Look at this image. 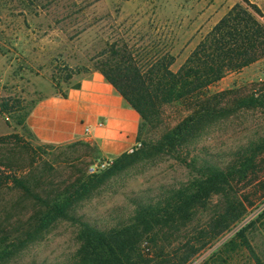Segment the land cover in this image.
Here are the masks:
<instances>
[{
    "label": "rangeland",
    "instance_id": "1",
    "mask_svg": "<svg viewBox=\"0 0 264 264\" xmlns=\"http://www.w3.org/2000/svg\"><path fill=\"white\" fill-rule=\"evenodd\" d=\"M238 2L0 0V102L11 107L0 115V178H17L31 192L10 181L0 186V241L26 227L37 208L35 195L53 198L86 178L97 187L75 204L71 215L104 230L128 225L136 205L164 203L187 185L194 170L186 163L194 161L196 168L210 163L244 170V177L233 184L238 200H248L243 216L211 239V221L223 211L227 198L211 195L184 210L183 219L174 215L164 221V216L143 238L140 249L145 258L175 264L198 249L186 264H255L234 238L253 222L244 236L264 261V57L210 87L211 95L224 93L213 100L221 113L188 145L165 153L140 151L146 143L159 141L186 114L177 103L154 109L140 125V146L128 152L135 155L118 161L117 169L110 165L91 174L89 165L97 160L90 159L91 149L79 143H39L23 124L36 100L64 92L92 71L106 42L124 38L146 52L169 54V68L175 72L201 37ZM249 2L264 18V0ZM104 172L111 173L105 177ZM79 236L77 223L57 221L2 264H69ZM10 241L9 237L6 242Z\"/></svg>",
    "mask_w": 264,
    "mask_h": 264
},
{
    "label": "trees",
    "instance_id": "2",
    "mask_svg": "<svg viewBox=\"0 0 264 264\" xmlns=\"http://www.w3.org/2000/svg\"><path fill=\"white\" fill-rule=\"evenodd\" d=\"M262 57L263 15L249 0H239L201 37L175 72L169 68L173 61L172 56L146 52L144 48L137 47L134 42L124 38L106 42L105 48L96 57L93 70L100 72L124 101L139 114L141 122L138 128V143L140 125L148 120L151 112L158 106L177 103L185 109V116L166 131L159 141L155 144L146 143L144 149L140 148L144 154L147 151L165 153L190 144L210 122L218 118L221 108L216 101L213 105V100L224 93L211 95V86L228 73L239 72ZM70 78L71 73L67 74L63 81ZM72 86L76 87L77 83ZM59 94L65 97V91ZM10 110L7 101L0 102V115L9 113ZM134 155L127 152L113 158L111 167L119 168L118 161L130 159ZM186 165L194 170L187 185L171 194L164 203L136 205L130 223L119 228L99 229L71 215L75 204L88 197L91 190L97 187L89 185V178L79 182L78 186H69L53 198L35 195L37 208L28 219L26 227L9 236L10 242H6L9 237L0 241V264L41 238L51 225L60 220L77 223L80 228V245L74 260L69 264H166V260L145 258L140 249L143 238L151 234L164 216V221H170L174 215L183 219L184 210L211 195L223 194L227 197L224 209L210 225L211 239L218 237L245 212L248 200L246 197L238 200L233 185L236 180L244 177V170L234 167L221 169L210 163L201 164L196 168L194 161ZM108 173L111 172H104L105 177ZM8 181L21 187L25 193L31 194L17 178H0V186ZM252 223L239 229L234 238L240 239V246L248 251L255 264H264L244 236ZM197 251L198 249H193L187 252L175 264H186Z\"/></svg>",
    "mask_w": 264,
    "mask_h": 264
},
{
    "label": "crops",
    "instance_id": "3",
    "mask_svg": "<svg viewBox=\"0 0 264 264\" xmlns=\"http://www.w3.org/2000/svg\"><path fill=\"white\" fill-rule=\"evenodd\" d=\"M76 83L65 90V97L50 93L32 104L23 121L32 138L50 145L82 144L91 149L92 161L117 158L134 149L139 114L98 71Z\"/></svg>",
    "mask_w": 264,
    "mask_h": 264
},
{
    "label": "built area",
    "instance_id": "4",
    "mask_svg": "<svg viewBox=\"0 0 264 264\" xmlns=\"http://www.w3.org/2000/svg\"><path fill=\"white\" fill-rule=\"evenodd\" d=\"M100 125V123L98 124ZM89 127L85 128V132H88ZM139 143L134 147H139ZM113 163V158L97 159L95 162L89 165L88 172L91 174L97 173L101 170L106 169Z\"/></svg>",
    "mask_w": 264,
    "mask_h": 264
}]
</instances>
